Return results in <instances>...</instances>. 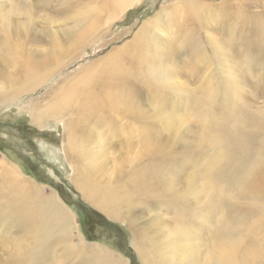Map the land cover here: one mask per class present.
I'll return each mask as SVG.
<instances>
[{
  "label": "rangeland",
  "instance_id": "rangeland-1",
  "mask_svg": "<svg viewBox=\"0 0 264 264\" xmlns=\"http://www.w3.org/2000/svg\"><path fill=\"white\" fill-rule=\"evenodd\" d=\"M110 1L0 0V264H264V0ZM104 81L134 114L70 134Z\"/></svg>",
  "mask_w": 264,
  "mask_h": 264
},
{
  "label": "bare ground",
  "instance_id": "bare-ground-1",
  "mask_svg": "<svg viewBox=\"0 0 264 264\" xmlns=\"http://www.w3.org/2000/svg\"><path fill=\"white\" fill-rule=\"evenodd\" d=\"M117 4V7L116 8H119V10L125 8V7H128L130 4L129 2L131 0H121L122 2H120V0H114ZM111 2V1H110ZM113 2V0H112ZM111 2V3H112ZM118 2L120 4H118ZM132 2V1H131ZM130 2V3H131ZM114 3V2H113ZM114 7V6H113ZM2 38V37H1ZM11 38V37H10ZM2 41V40H1ZM13 41V40H12ZM5 42V41H4ZM2 41V43H4ZM15 42V41H13ZM9 43V42H8ZM6 43V45L8 44ZM14 44V43H13ZM1 45V44H0ZM16 45V44H15ZM8 48H9V52H12L11 49L13 48H10V46L8 45ZM15 49V48H14ZM17 50V49H16ZM15 51V50H14ZM18 51V50H17ZM7 52V51H6ZM55 53H52L51 55H53ZM50 55V56H51ZM10 57L13 59L12 60V63L13 61L15 63H18L20 60V56L19 55H10ZM9 57V58H10ZM111 60V59H110ZM114 60V59H113ZM107 61V60H106ZM110 61V64L109 65H113L115 63V61L112 62ZM1 64V63H0ZM116 66V64H114ZM5 66V65H4ZM36 66V63H30V64H27L25 66V69L27 68H31V67H35ZM118 66V65H117ZM17 69V68H16ZM116 68L112 67L109 69L110 70V73H111V70H115ZM26 71V70H25ZM3 72V71H2ZM2 72L0 71V76L2 74ZM114 72V71H112ZM114 75V74H113ZM111 76V74H110ZM117 76V75H116ZM109 77V75H108ZM112 77V76H111ZM115 77V76H114ZM110 79V78H109ZM112 79V78H111ZM108 79H106L107 81ZM118 81V80H117ZM105 82V81H104ZM102 82L100 84H98L100 87L97 91H94V90H84V91H80V96L82 97V100H81V105L79 107H74L69 103V101L74 97V93H71L70 92V89L71 87L65 91L64 94V98H60L57 100V102H55L51 108L49 109L52 110L54 108H59L60 107V112L59 113H53L54 116L58 117V116H74V122H73V126H70L71 129H70V134H74V131L76 130V127H77V124L75 122L79 121V120H87L91 117H95L96 115H99V116H106L108 115L109 113H111L114 109H116V106L119 105V109L123 107V110L127 113H129L130 116H132L134 114L133 110L135 109L136 107V103L134 106H132V104H127L125 101H127L128 103H130L131 101H129V99H125V100H121L119 99V96L117 94H115V97H113L111 95V92H109L110 89H108V87L106 86L107 85V82ZM115 85V84H114ZM123 85V84H122ZM111 86V85H110ZM117 86V85H116ZM126 86L123 87V89L125 90ZM113 94V93H112ZM118 100V101H117ZM72 101V100H71ZM132 110V111H131ZM49 111L45 112V113H42L41 115H39V118L40 120L43 122V119L48 115ZM69 134V135H70ZM82 141H79L76 139V137L73 138V140H70L69 139V145H68V149H71V152L72 153H76V150L79 149L80 147V143ZM77 145V146H76ZM160 145H154L155 147L153 149H157L159 150L160 148ZM8 171V170H7ZM11 171V170H10ZM9 171V173H10ZM8 173V174H9ZM14 173V172H13ZM88 175L92 172H89L87 171ZM15 174V173H14ZM13 174V175H14ZM11 175V174H10ZM17 175V174H16ZM9 176V175H8ZM15 176V175H14ZM13 178V176H12ZM16 179V178H15ZM145 179L146 177H144V174H141L139 175L137 178L134 179V186L136 188H139L141 187V185L143 186V189H145L144 185L147 186L146 182H145ZM11 181V180H10ZM16 181V180H15ZM17 183V182H16ZM18 184V183H17ZM81 192L83 193V195L90 200V203L93 204L94 206H97L98 208L106 211L107 214L115 217V218H119L118 216L116 215H113L111 214L108 209H107V204H108V199L110 198L109 196H107L108 192H101V194H97V191L90 186V184H85L84 187H82L81 185L79 186ZM43 200V199H42ZM50 208L54 209L53 206H51ZM49 209V208H48ZM55 210V209H54ZM46 211H47V208H46ZM56 212V210H55ZM56 215H57V212H56ZM219 244V243H218ZM224 244V243H223ZM226 244V242H225ZM221 245L216 248L217 249V253H218V257H217V264H248V263H245V258L244 260L242 259L244 256H241L240 259H242V262L241 260L239 259L238 257V253L236 254V246H231L228 244L227 245ZM246 251V250H245ZM239 253H241L239 251ZM243 253V252H242ZM247 253V252H246ZM98 258L100 259L99 261V264H119V261L118 259L114 258L113 256L107 254V253H104V252H100V253H96ZM249 255V254H248ZM246 257V256H245ZM248 257V256H247ZM250 257V256H249ZM249 259V258H247Z\"/></svg>",
  "mask_w": 264,
  "mask_h": 264
},
{
  "label": "trees",
  "instance_id": "trees-1",
  "mask_svg": "<svg viewBox=\"0 0 264 264\" xmlns=\"http://www.w3.org/2000/svg\"><path fill=\"white\" fill-rule=\"evenodd\" d=\"M0 150H2V148H0ZM98 216H101V215H99V214H97ZM101 219H102V225H104L105 227H106V229H112V231H113V229L115 230V240L116 241H118L119 242V244L122 246V234H121V230L117 227V226H115V225H113V224H111V223H108V222H106V221H104V219L102 218V217H100ZM123 248V247H122Z\"/></svg>",
  "mask_w": 264,
  "mask_h": 264
}]
</instances>
